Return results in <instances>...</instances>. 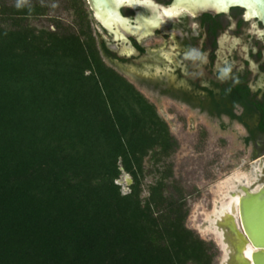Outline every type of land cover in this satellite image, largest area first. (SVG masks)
Returning a JSON list of instances; mask_svg holds the SVG:
<instances>
[{"label": "trees", "instance_id": "16d2710c", "mask_svg": "<svg viewBox=\"0 0 264 264\" xmlns=\"http://www.w3.org/2000/svg\"><path fill=\"white\" fill-rule=\"evenodd\" d=\"M85 5L51 29L26 21L47 6L0 1V264H214L186 225L177 140L103 60Z\"/></svg>", "mask_w": 264, "mask_h": 264}, {"label": "flooded vegetation", "instance_id": "af4514ba", "mask_svg": "<svg viewBox=\"0 0 264 264\" xmlns=\"http://www.w3.org/2000/svg\"><path fill=\"white\" fill-rule=\"evenodd\" d=\"M148 9L154 10L151 16L157 13ZM243 12L236 7L197 16L181 11L164 16L161 24L168 26L167 32L157 28L145 36L119 40L101 28L108 41L100 36L98 42L109 50L101 54L130 83L126 75L157 98L186 104L207 117L237 121L246 130L245 138L252 137L253 153H263L264 132L259 126L264 117V24L245 18ZM155 36L163 40L162 46H155Z\"/></svg>", "mask_w": 264, "mask_h": 264}, {"label": "water", "instance_id": "95a60500", "mask_svg": "<svg viewBox=\"0 0 264 264\" xmlns=\"http://www.w3.org/2000/svg\"><path fill=\"white\" fill-rule=\"evenodd\" d=\"M100 35L104 31L116 40L133 35L145 36L159 27L164 16L181 11L192 16L203 13H227L243 9L247 19L264 24V0H170L166 5L155 0H85ZM151 7L154 10L148 9ZM122 9L134 11L125 15ZM104 30H102V29ZM108 46L115 49L114 44ZM127 48L126 45H124ZM132 180L124 173L117 180ZM202 229H210L218 238L219 264H264V152L253 154L249 175L233 179L232 187L213 204L207 218H199Z\"/></svg>", "mask_w": 264, "mask_h": 264}, {"label": "rangeland", "instance_id": "374dc122", "mask_svg": "<svg viewBox=\"0 0 264 264\" xmlns=\"http://www.w3.org/2000/svg\"><path fill=\"white\" fill-rule=\"evenodd\" d=\"M0 1L8 4L37 2L47 6L46 15L29 17L26 20L28 24L37 28L49 27L54 29L52 18H58L67 24L71 22L74 16L72 10L67 8L70 0ZM85 6L89 11L87 4ZM89 16L91 17L90 13ZM158 28L161 32L169 30L168 26L163 24H160ZM92 29L96 39H100L101 35L94 21L92 22ZM148 42L149 40L145 44ZM154 44L155 46H162L163 40L155 36ZM109 48L114 50L110 46ZM126 77L155 105L157 112L167 122L171 134L177 140L178 147L169 161L173 164L174 177L184 187L187 197L189 214L186 225L198 233L202 239L212 241L215 244L217 254L214 264H219L221 251L218 242L212 234L204 235L201 233L196 227V222H199L200 212L211 211L214 202L219 200L221 191L218 185L221 181L234 175H249L254 153L251 142L245 143L246 130L235 120L207 117L186 104L170 100L164 96L157 98L148 88L139 85L128 75ZM151 181L152 177L148 176L145 184ZM119 184L122 193L129 191L124 179ZM146 194L147 190L144 186L142 196Z\"/></svg>", "mask_w": 264, "mask_h": 264}, {"label": "bare ground", "instance_id": "6f19581e", "mask_svg": "<svg viewBox=\"0 0 264 264\" xmlns=\"http://www.w3.org/2000/svg\"><path fill=\"white\" fill-rule=\"evenodd\" d=\"M243 176H246L245 174H241V175H234V176H230L228 178H226L225 180L221 181L218 185V188L219 190L221 191V195L225 194L226 191L232 187V181L233 179H239L240 177H243ZM225 190V191H223ZM211 211L209 212H200V217L201 218H207V216L210 214ZM196 227L198 228V230L203 233L204 235H207V234H212L215 238V240L218 242V238L213 234V232L206 228V229H202L201 226H200V223L199 222H196Z\"/></svg>", "mask_w": 264, "mask_h": 264}, {"label": "built area", "instance_id": "2783aa9c", "mask_svg": "<svg viewBox=\"0 0 264 264\" xmlns=\"http://www.w3.org/2000/svg\"><path fill=\"white\" fill-rule=\"evenodd\" d=\"M126 193V192H125Z\"/></svg>", "mask_w": 264, "mask_h": 264}]
</instances>
